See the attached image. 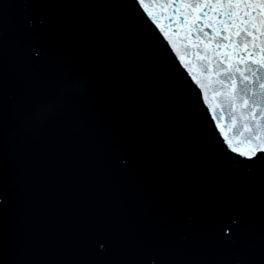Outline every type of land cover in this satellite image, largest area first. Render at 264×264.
I'll use <instances>...</instances> for the list:
<instances>
[{
	"label": "water",
	"instance_id": "1",
	"mask_svg": "<svg viewBox=\"0 0 264 264\" xmlns=\"http://www.w3.org/2000/svg\"><path fill=\"white\" fill-rule=\"evenodd\" d=\"M50 1L36 0L39 9L30 8L25 16L30 20L18 26L17 36L29 39L30 34L38 50L42 33L55 29L58 34L62 27ZM66 3L68 11L62 14L70 32L52 41L56 49H68L71 40L82 44L80 57L88 59H80L81 67H89L84 75L55 54L59 72L43 80L40 74L50 64L40 50L31 49L21 69L22 49L13 52L4 42L0 264H38L45 256L57 264H87L96 258L99 264H146L140 110L128 101L138 76L125 75L137 64L135 51L126 43L119 50L116 45L123 39L112 35L115 28H103L116 12L107 0ZM33 54L38 58L32 62ZM44 81L51 96L43 94ZM32 97L42 107L24 110ZM83 154L88 162L75 168Z\"/></svg>",
	"mask_w": 264,
	"mask_h": 264
},
{
	"label": "snow or ice",
	"instance_id": "2",
	"mask_svg": "<svg viewBox=\"0 0 264 264\" xmlns=\"http://www.w3.org/2000/svg\"><path fill=\"white\" fill-rule=\"evenodd\" d=\"M134 2L138 5V10H142L146 3L155 0H134ZM163 2L215 6L210 7L208 11L204 8L198 9L200 15L196 19L200 22L201 29L211 30L210 40L220 36L222 42L217 43L214 48V51L222 57L217 73L218 82L230 102L238 101L239 106L247 111L250 121L256 126L250 128L248 124L245 125L249 130V136L244 142L242 151L239 148H229L228 151L250 168L256 166L264 168V131H259L260 122L264 121V0H163ZM233 6H243V8ZM209 11L222 17L218 25L209 22ZM238 12L241 14L238 15ZM141 14L151 18L150 12L142 11ZM254 18L259 21V44L256 43L257 19ZM234 36L242 37V40L237 42L233 39ZM166 47L171 48L172 45ZM174 58L178 61L184 59ZM177 69L185 74V79H188L190 84L197 89L202 87L198 80L187 76L190 69L185 64L177 63ZM197 96L200 98L203 93L198 92ZM221 142L224 145L231 143L227 139ZM230 232L231 230L229 234ZM149 264H155V260H151Z\"/></svg>",
	"mask_w": 264,
	"mask_h": 264
}]
</instances>
